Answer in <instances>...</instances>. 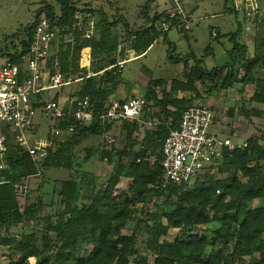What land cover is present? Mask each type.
Here are the masks:
<instances>
[{"label":"trees","instance_id":"1","mask_svg":"<svg viewBox=\"0 0 264 264\" xmlns=\"http://www.w3.org/2000/svg\"><path fill=\"white\" fill-rule=\"evenodd\" d=\"M57 1L61 6V15L57 16L51 5L39 9L35 21L24 29L26 37L22 48L13 53L0 49V54L13 61L23 56L27 52L31 31L42 15L63 28L58 40L60 50L56 54L51 53L48 64L52 69L55 65L53 61L57 59L56 63L66 78L76 71L83 47L89 46L95 53L106 51L107 56L116 51L114 39L109 43L110 27L96 24V31L98 29L101 33L100 39L95 38L96 33L91 39H86L85 28H78L76 13H86L85 23L86 17L93 16L92 8L78 9L74 0ZM154 1L148 0L142 10L150 25L142 27L141 31H132L133 34L146 35L147 46L155 40L150 33L156 28L155 23L166 15L164 12L151 13ZM239 32L240 28L230 33L234 44L229 51V63L211 70L197 64L187 74L186 82L173 80L169 89L166 80H150L143 96L146 106L140 117L142 125L137 120L120 121L126 135L121 149L85 148L84 162L100 157L113 164L107 185L99 187L93 173L74 169L70 178L53 182L54 187L46 197L43 194L44 180L39 188L42 194L38 200L34 203L26 201L22 210L16 201V185L38 170L27 151L9 140L7 162L11 171L0 172V230L6 232L5 235L0 234V244L9 247L17 257L9 264H30V258L35 259V264H264L262 139L252 137L246 145L224 148L220 152L222 164L206 166L197 176L193 188L187 183L163 186V143L171 131L179 128L183 112L196 106L202 98L203 93L198 90L196 82L203 85L206 81H217L219 87L256 83L253 70L264 62V56L244 61L242 46L233 39ZM65 34H72L73 40L63 49ZM118 70L112 68L106 75L108 80L114 81ZM95 80L93 77L86 80L87 86L81 91V98L88 95L93 102L95 98L104 97V89L97 94L93 92ZM157 87L162 90L161 98ZM257 87L256 101L264 103V81ZM211 89L209 85L205 93H210ZM179 93L190 95L179 96ZM41 105L40 101L36 103L37 108ZM106 106L102 102L92 105L94 120L89 125L77 129L64 143L55 140L58 145L55 150L49 149V156L41 165L43 171L74 168L71 159L74 152L66 154L72 144L99 135L98 118L105 113ZM118 122L112 123L108 131ZM145 122L154 126L146 128L143 136L136 138L134 134H139ZM70 123L75 125L76 121L72 119ZM59 127L63 129L67 125L63 123ZM214 169L217 175L212 172ZM138 170L147 174L148 188L131 189L116 195L115 187L119 180L122 177L136 178ZM155 197V208L141 213L136 224L137 228L144 223L147 230L144 254L137 247V230L131 234H125L123 230L136 219V213H140L139 205H146ZM254 201H257L256 205H253ZM45 208L50 210L46 215ZM26 221L31 226H26ZM215 223H218L216 228H205ZM172 228L178 229L179 235L174 240H168L166 236Z\"/></svg>","mask_w":264,"mask_h":264},{"label":"rangeland","instance_id":"2","mask_svg":"<svg viewBox=\"0 0 264 264\" xmlns=\"http://www.w3.org/2000/svg\"><path fill=\"white\" fill-rule=\"evenodd\" d=\"M83 1L85 3H80L78 6H80L81 8H84L85 6L95 8L93 9V16L86 17L87 21L91 19L92 21H94L95 26L97 23H104L105 26L109 27L115 25L118 31L124 32L126 38L123 40H126L127 43H129V37L132 36V33L130 32V30H128L126 24L130 25L131 30L134 29L136 31L141 30L142 27L150 24V20L148 19V17L141 11V7L144 6L148 0H82V2ZM165 2L166 0H155L152 3L153 9H161V6H163ZM222 2V6L224 7L225 0H222ZM184 3L186 11L189 12L192 9V0H184ZM258 3L264 9V0H258ZM46 5L53 6L56 15H61V6L57 0H0V49H7L10 52H17L18 50H20L22 48V41L25 40L26 37L24 35V29L35 21L37 11ZM226 5L229 8L230 3L226 2ZM231 8L233 10L232 4ZM214 9L215 11L217 10L216 5H214ZM103 13L106 14L108 20L104 18ZM140 13L143 14L142 18L139 17ZM224 14V17L222 18L209 20L208 17H205L200 22L195 23L193 25V31L191 30L188 32V39L182 38L181 34L175 30H170L166 34L163 33L158 27V21L155 26L156 28L150 32L155 40L151 41L152 45L144 55L132 58V54V56L129 55L127 58L125 57V49H123L121 55H119V60L127 58V61L123 69L121 70V73L119 72L117 79H121V86L126 87V95L140 94L144 89L143 85L148 82L150 78H165L168 80L177 78L180 73H184V69H182L183 62H176L177 59H181L183 61L185 60V58L192 55H195L198 59L200 57L205 58L208 55L206 54V51L209 47L213 48L215 57L207 58V65L216 66L223 64L228 56L227 51L232 46L231 41L229 40L230 36L224 34L233 33L238 30L240 28V25L237 22L239 21L242 22V29L240 28V32L237 37L238 41L243 39L241 42H246L249 46L252 47L254 46L257 51L264 50V27H257L254 23L250 22L246 23L242 14L239 12L235 13L234 11L229 12L228 10H226L224 11ZM78 16L79 20H82L85 17V15L81 13V11L79 12ZM111 22L114 23L111 24ZM211 24L220 25V29L223 34H221L220 38L217 40L212 39L210 35ZM246 27H249V30H246ZM257 34H259V39L255 40L256 44L254 41H248V38H254L257 36ZM143 37L146 38L147 36L143 35ZM70 40H73V36L71 34L64 37L65 42H69ZM56 43L55 46L59 47V43ZM125 45L126 43L123 44L124 47H126L128 44L126 46ZM95 57H97V55H95ZM242 58L244 59V57ZM0 60H2V58H0ZM71 78H73V75H71ZM212 85H214L213 88L215 90H218L220 88V91L216 93L217 99H215L216 102L218 101V105H212L208 102V105L213 112V125L218 127V129H221L223 127L221 132H224L227 135L229 134L232 137L234 136L235 131L238 132V135H240V131L244 132V136L248 137V140L251 139L254 129L258 131V128L254 127V124L252 123L253 114H243L244 112H242V108L238 107L240 103H236V101L232 102V97L227 96V94H235L236 90H231L224 94L223 86H215V83ZM169 87L170 85H168V89ZM233 87L235 89L238 88L236 85H234ZM197 88L201 93H204L206 90L205 88L207 87L205 85L197 83ZM248 88L249 93L251 94L253 89L251 86H249ZM185 95L187 96L188 94H182V96ZM158 96H160V98L162 97L161 89H158ZM226 96V99L228 101H226L225 99ZM229 99H231V101H229ZM201 104H206V101L203 98L199 99L196 102V106H200ZM39 120L40 115L35 118V123L37 124ZM138 122L140 125H142L143 123L142 120H139ZM153 126L154 124H152L151 122H145L139 134H134V136L136 138H141L143 136V131L146 128H151ZM212 131L215 132L214 130ZM66 134L67 133H64L63 135L65 136ZM261 134H263L262 131ZM125 137L126 135L122 129L121 122H118L117 124L113 125L105 135L99 134L91 136L88 141V146L100 148L101 150H107L110 148L121 149L125 144ZM232 143L235 144V146L242 145L241 141L235 139ZM80 149V147L75 146L73 149L74 154H78ZM115 161L116 159L113 160V163ZM222 162L218 164L220 165L222 164ZM81 166H84L85 169L94 171L96 173L94 174L96 175L95 178L99 187L107 185V183L111 179L110 177L113 170V164H109L108 161L103 160L102 158L96 160L95 163H86ZM79 169L82 168L80 167ZM212 172H215V175H217L215 169L212 170ZM67 173L68 172L66 170L51 168L46 171L40 170L39 173L36 172L35 174L29 176L28 182L26 183L28 190L27 201L34 203L38 200L39 196L42 194L39 188L44 180L46 183L44 185L45 193L43 192V194L45 195V197L46 195L49 196V192H51L54 187L52 185L53 182L60 181L65 177L67 178ZM146 177L147 174L145 175L139 170L137 171L136 178L122 177L116 184L115 194L119 195L122 194V192H129L131 189L148 188ZM195 181L196 178L191 183H189L188 186L193 188ZM47 192L48 194H46ZM256 203L257 201H254L253 205H256ZM156 204L157 197L153 198V200L146 205H139V207H141L140 213H136V219L133 222H130L128 226L123 230V233L125 234H131L133 230H137V247L139 251L144 254L147 230L144 223L137 225V228L136 224L137 220L141 218L140 214H143L146 211L153 210ZM48 211L50 212L48 208H45L44 214L48 213ZM25 225L31 226V223L29 221H26ZM217 226L218 223H215L208 225L205 228H216ZM0 234L5 235V230L1 229ZM13 235L15 234L13 233ZM178 235L179 230L172 228L169 230L166 239L174 240L176 237H178ZM16 258V255L11 253L9 247H5L0 244V264H9L11 260H15ZM35 263V259L30 258V264Z\"/></svg>","mask_w":264,"mask_h":264},{"label":"built area","instance_id":"3","mask_svg":"<svg viewBox=\"0 0 264 264\" xmlns=\"http://www.w3.org/2000/svg\"><path fill=\"white\" fill-rule=\"evenodd\" d=\"M232 1L233 11L241 13L246 23L261 26L264 22V9L258 0ZM166 2L169 7L165 12V18L159 21V29L163 33L170 30L188 32L191 22L184 10V0ZM77 17L79 19V16ZM77 26L80 30L85 28L86 39H91L95 34V23L91 19L85 23L83 19L79 20ZM62 30L63 28L54 24L46 15H42L31 31L27 52L16 61L9 58L0 60V172L11 171L7 162L10 152L9 140L27 151L38 170L37 173L43 169L41 165L49 156V149L53 145L51 143L31 145L29 136L37 115V96L44 90L61 89L69 84L57 63L52 69L48 64L53 45L59 40ZM246 30H249V27H246ZM212 34L213 37L217 36L215 30ZM126 61L122 60L117 64L120 69L124 67ZM39 101L45 115L58 125L63 123L67 125L66 130L56 126L58 128L53 131L55 136H61L64 132L72 135L77 129H83L94 120L88 97L72 101L67 111L66 106L60 101L46 99ZM145 106L144 97L124 101L111 100L106 106L105 113L98 118L99 134L105 135L108 127L114 122L139 121ZM72 119L76 121L75 125L70 123ZM213 122V112L209 105L189 107L183 112L179 128L171 131L163 143L161 162L165 179L163 186L191 183L206 166L212 167L222 162L220 152L224 148L235 147L228 138L209 131ZM27 182L28 178L16 185V201L22 210L27 201Z\"/></svg>","mask_w":264,"mask_h":264},{"label":"crops","instance_id":"4","mask_svg":"<svg viewBox=\"0 0 264 264\" xmlns=\"http://www.w3.org/2000/svg\"><path fill=\"white\" fill-rule=\"evenodd\" d=\"M79 1L80 0H74L75 5L78 9H84V8L95 9L94 7H90V6H85L84 8H81L78 5L80 3L84 4L85 2L84 1L82 2V0L80 2ZM226 2L230 3L229 8L227 7ZM231 2H233V1L232 0H225L224 7H223L222 6V3H223L222 0H192V9L189 12L186 11L185 3H184V10H185L188 18L190 19V22L192 23V24L190 23L191 28L189 31H191V30L193 31V25L197 22H200L205 17L206 18L208 17L209 20L216 19V18H222L225 15L224 11H226V10H228L229 12L233 11L231 8V4H232ZM214 5L217 6L216 11L214 9ZM144 6L141 7V11L143 10ZM168 7L169 6H168L167 2H165V4L163 6H161V9H155V8L153 9V5H152L151 13L152 14H154L156 12H158V13L164 12L165 13L166 10L168 9ZM222 8H223V10H222ZM78 15H79V11H78V13H76V16H78ZM84 15H86V13ZM103 15H104V18H106L108 20L106 14L103 13ZM142 15L143 14L140 13L139 17L142 18ZM237 23H239L240 28L242 29V22L239 21ZM111 24H113V22H111ZM156 24L157 23H155V26H156ZM147 25H150V24H147ZM101 26H103L104 28L109 27V26H105L104 24H102ZM126 26H127L128 30H130L131 33H132V31H135L134 29L131 30L129 24H127ZM260 27L261 28L264 27V22L261 24ZM213 30H215L217 32L216 37H213V34H212ZM188 32H184V33L178 32V33L181 34L182 38L188 39L189 38ZM235 32H233V33H235ZM110 33L111 34L109 37L110 38L109 43H111V41L114 39L113 44L114 43L117 44L116 51H114L112 54L107 56L106 51H103L101 53H99V52L95 53L91 49V47H89V46L83 47V49L80 51L77 69H76V71H74L71 74V75H73V78H71V75L67 78L65 77L66 80L69 81V84L66 86H63L61 89L44 90L37 96V98L41 99V100L46 99V100L60 101L66 107H69V106H71L72 101H74L76 99H83L80 97L81 91H83L85 89V87L87 86L86 80H88L89 78H92V77L96 79L93 92L95 94H97L100 89H104L105 95L103 98H100V99L95 98V100L93 102H91L90 97L88 95H86L85 97H88L89 102H90V110H91L92 105L95 106L100 102L104 103V105L106 106V104H108L111 100L124 101V100L134 98V97H143L148 90L150 80H153V79L150 78L148 80V82H146L143 85L144 89L140 94H132V95L128 94V95H126V93H127L126 87L121 86V83H120L121 79L118 80L116 77L114 81H111V80H108L106 75L114 67L118 68L119 69L118 71L121 73V70L123 68L120 69V67L117 65L120 61L127 60L128 56L129 55L132 56V54H133L132 58H136V57L144 55L147 52V50L151 47L152 43L147 46V41H148L147 38H144L142 34L137 35V34H133V33H132L131 37L128 36L130 38V41H129V43H127L126 40H123L126 38L124 32L118 31L117 28L115 27V25H112V27L110 26ZM221 34H223V33L221 32L220 25L211 24L210 35H211L212 39H215V40L219 39ZM66 35L67 34H65L64 37H66ZM224 35L230 36V33H226ZM238 35H239V33H238ZM238 35H235L233 39H234V41L238 42L242 46L241 47V55H242V57H244V61L251 59V58H254L256 56H264V53H263L264 50L257 51L256 48H254V46L252 47V46H249L246 42H241L243 39L238 41V38H237ZM95 38H99V39L101 38V33L98 29L96 31ZM230 38H231V36H230ZM258 39H259V34H257V36L254 38H251V39L248 38V41L249 42L250 41L255 42V40H258ZM229 40L231 41V44L233 46V44H234L233 40H231V39H229ZM56 42L59 43L58 41H56ZM70 42H71V40L69 42H65L64 38H63L62 48L65 49V47H67ZM55 43L53 45V49L51 52L52 54H56L60 50V48L58 46L57 47L55 46ZM125 43H126V45L128 44L127 46L125 45L126 47L123 46V44H125ZM134 43L136 44V46L138 44L140 46L136 48ZM255 44H256V42H255ZM232 46H231V48H232ZM231 48L227 51L228 56H227L226 61L223 62V64H221V65H216V66L207 65L208 64L207 58H209V57L214 58L215 57L213 48L209 47L208 50L206 51V54H208V55L205 58L200 57L198 59L195 55H192V56H188L183 61L181 59H177L176 62H183V68L182 69H184V73L183 72L180 73V75L177 78H172L170 80L165 79V78H158V79L166 80L169 85H171L173 80H177L180 82H186L187 74L197 64L206 70H211L213 68H216V67L222 66L226 63H229V61H230L229 51L231 50ZM123 49H125V53H126L125 57H127V58L119 60V58H120L119 55H121ZM11 53H13V52H11ZM95 55H97V57H95ZM0 58L5 59L7 57H4L3 55L0 54ZM56 60L57 59H55V61H53V62L56 63ZM128 60H130V59H128ZM240 72L241 73L243 72L242 68L240 69ZM241 73L239 74L240 76L242 75ZM77 75H79V76H77ZM253 75H254V79H255L256 83H248L245 85L240 84V83H235L234 85H236L238 87L237 89H235L233 87L234 85L231 87H223V89H224L223 93L225 94L226 92H229L231 90H236L235 94H227V96L232 97V102L236 101V103L237 102L240 103V105L238 107L242 108L241 110H242V112H244L243 114L249 115L248 113H250L249 111H251V113L253 114L252 123L254 124V127L258 128V131L256 129H254V131L252 133V137H255V138L258 137V138L262 139L263 143H264V103H260L259 101H256L257 97H256V93H255L256 90L259 89L257 87L258 84H260V83H262V81H264V62H260L254 68ZM197 83H199V82H196V85H197ZM214 83H215V86L219 85L218 84L219 82H217V81H215V82L206 81L203 83V85H205L206 87H208L210 85L213 88L214 85H212V84H214ZM199 84H201V83H199ZM249 86H251L253 89L251 94L249 93V88H248ZM158 89H160V87L156 88L157 92H158ZM205 89L207 90V88H205ZM219 91H220V88L218 90H215L213 88V89H211L210 93L204 92L202 94L203 95L202 98L206 101V105H208L209 103L212 105H215V104L218 105V101L216 102L215 99H217L216 93ZM186 94L190 95V93H186ZM178 95L181 96L182 94L179 93ZM227 96L225 97V99L227 98ZM159 98H160V96H159ZM225 99H224V101H225ZM226 101H228V100L226 99ZM229 101H231V99H229ZM236 103H235V106H236ZM41 106H40V108L36 107L37 108L36 117H38L40 115V120L37 124L36 123L34 124V128H33L32 132L29 136V142L31 145H36L39 142L44 143V144H50L51 143L53 145L52 146L53 150H55L57 145H58V144H55V140H57V141L59 140L60 143H64V141L67 138H69L71 135L66 134L64 136L63 134L67 133V132H64L61 136H55L53 134V129L55 130V128H58L60 124L58 125L52 118L45 115L42 111ZM213 120H214V118H213ZM261 124H262V126H261ZM56 126H58V127H56ZM222 128L218 129V127L213 125L209 131L211 133H214V134H219L224 138H228L231 142H233L234 139L241 141L242 145H244V143H246V141H248V139H247L248 137L244 136V132L239 131L240 135H238V132L235 131L234 136L232 137L229 134L227 135L224 132H221ZM252 128H253V126H252ZM59 129L66 130V128L62 129L60 127H59ZM40 130H42V131H40ZM212 130H214L215 132H213ZM261 131L263 132V134H261ZM89 138L83 139L81 141H78L76 144L71 145V150L66 154V156L70 155L74 152L73 149L75 146H78L81 149L79 150L78 154L76 153L74 156L72 155L73 158H71V159L74 161V168L73 169L68 170V169L61 168L62 170H66L68 172L67 178L65 177L64 179L70 178V175L72 172H74V169L84 171V172L93 173V174L95 173L94 171H89V170L85 169L84 166H81V165L86 164V163H92V162L95 163V161L99 160V158H100V157L91 158L89 161L84 162L83 159L85 158V156L87 154V151L85 148L90 147V146H88ZM80 154H82V155H80ZM80 167L82 169H79Z\"/></svg>","mask_w":264,"mask_h":264}]
</instances>
